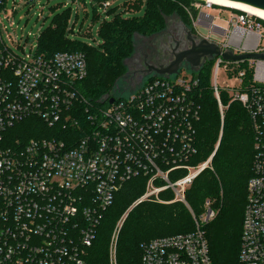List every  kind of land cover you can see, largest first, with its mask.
Here are the masks:
<instances>
[{
    "label": "built area",
    "instance_id": "obj_1",
    "mask_svg": "<svg viewBox=\"0 0 264 264\" xmlns=\"http://www.w3.org/2000/svg\"><path fill=\"white\" fill-rule=\"evenodd\" d=\"M6 1L0 0V15ZM111 5L102 2L101 13ZM205 9L195 7L193 16L184 7L197 38L221 53L264 51L263 28L253 17L232 10L224 16L221 9L211 14L210 4ZM204 59L213 61L210 90L222 120L227 108L222 93L250 114L254 158L236 264H264V61ZM220 68L229 81L222 89ZM86 76L83 53L47 56L38 53L36 44L34 53L20 58L5 47L0 31V264H86L104 214L125 183L146 179L136 203L158 201L169 191L174 197L167 203L186 205L194 179L211 169L213 155L191 163L200 111L195 76L151 77L125 96L111 94L97 103L80 93ZM30 119L41 123L43 130L37 131L43 137L18 136L19 126ZM203 207L200 216L190 210L193 231L142 243L140 264H212L204 226L214 212L210 200ZM115 253L114 242L110 264H116Z\"/></svg>",
    "mask_w": 264,
    "mask_h": 264
},
{
    "label": "trees",
    "instance_id": "obj_2",
    "mask_svg": "<svg viewBox=\"0 0 264 264\" xmlns=\"http://www.w3.org/2000/svg\"><path fill=\"white\" fill-rule=\"evenodd\" d=\"M106 1L112 3L114 0H92L90 4L96 3L99 6ZM192 3L193 0H145L142 3L144 14L131 18L122 17L117 7L111 6L104 15H114L112 21H103L98 28L102 43L100 50L66 37L67 9L62 15L56 14L51 25L39 36L37 51L47 56L57 52L83 53L87 62V76L78 88L88 102L97 103L111 95L117 82L127 74L126 62L134 53V39L159 34L166 27L167 20L173 16L190 28L192 23L184 7L189 8L195 16L197 11L192 8ZM123 7V11H126V6ZM130 7L136 10L139 5L135 3ZM96 14L98 18L99 14ZM95 20L92 22L95 23ZM256 21L264 26V22ZM212 65L213 61L207 60L195 72L198 80L196 99L200 111L196 123L197 155L191 161L192 164H198L213 155L211 169L202 171L194 179L185 193V201L194 216H198L206 200H214L212 206L215 209L217 203L221 205L216 220L204 226L210 259L212 264H236L247 197L246 187L252 176L254 133L250 114L240 103L232 102L225 93L220 94L222 104L227 107L223 112L221 129L217 103L210 90ZM249 77L248 73L245 82L249 81ZM30 120L19 126L21 131L18 136L24 140L43 137V133L37 131L39 122L29 123ZM220 129L222 135L219 140ZM145 183L144 177L133 178L115 195L88 249L86 264H109L108 240L111 230L128 212L117 239V264H140L142 243L194 230L192 215L182 203L158 205L153 201H143L134 205L144 194Z\"/></svg>",
    "mask_w": 264,
    "mask_h": 264
},
{
    "label": "rangeland",
    "instance_id": "obj_3",
    "mask_svg": "<svg viewBox=\"0 0 264 264\" xmlns=\"http://www.w3.org/2000/svg\"><path fill=\"white\" fill-rule=\"evenodd\" d=\"M28 1L29 0H7L4 7V12L0 15V31L5 47L14 55L20 58H25V55H28L31 52L33 53L35 52L36 44L38 42L37 39L38 36H40L42 32L51 25L54 16L56 14L62 15L64 11L67 9L69 12H67L68 16L66 18V24H67L66 37L71 41H79L97 50H100L102 44L101 37L98 33V28L100 26V23H102L103 21L110 22L112 21L114 16V15L107 16L102 14L101 13L102 9L96 3L90 4V0H84V2H80L78 4H70V5L66 4L68 0H32V2L27 5ZM144 1L145 0H114L112 2V7H117L118 11H120V15L124 18L139 17L144 14V9H143L144 6L142 4L144 3ZM135 3H138L139 5V8L136 10L130 7ZM206 5H207V1L205 0H193V3L191 4L193 9L197 7L201 12L206 11L205 9ZM123 6H126V11L125 10L123 11L124 9ZM212 7L213 10L210 11L211 14H216L218 10L221 9L222 15L225 16L227 14L226 10H231L215 5H212ZM94 8H96L97 11ZM232 11L240 12L237 10H232ZM96 12L99 14L98 18L96 17L97 15ZM240 13L245 14L243 12ZM93 19H97L95 20V23L92 22ZM253 19H255V21L257 19L258 21L264 22L263 20H260L256 17H253ZM177 25L180 26L182 25V27L187 31L189 32L191 31L192 33L194 32L192 26L190 28L187 27L185 24L181 23V21L177 17L173 16L167 20L166 27L158 35H155L154 39H151L150 41L153 42L154 45L153 48H155L156 51L159 52L160 46H162L165 43V41L161 42V36L164 34V32L166 30H169L171 26L175 27ZM261 27L263 28V32H262L263 34H262L260 48H264V26L261 25ZM134 42H135L134 53L129 58V60L132 57H134L135 53H139L141 48L143 47L146 48L148 44V38L136 37L134 39ZM207 60L210 59H202L200 61V65L198 66V68H192L188 63L185 62L184 64L186 65H183V67L180 68V71L178 72L179 76L186 78L195 76V73H193V71H197L201 66V64ZM126 67H127V74L117 82L116 86L114 87V90L112 91V95H115L116 97H122L127 95L136 88H139L141 85H143L144 82H146L149 79V78L145 79L143 77L142 78L135 77V75L132 74L134 70V66L128 65L127 62H126ZM217 84L220 89L224 88L227 84H229V81L227 80L226 75L222 68H220L218 72ZM219 118L222 129V118L221 116ZM36 121L37 119H31L29 123L31 122L34 123ZM24 123L27 124L28 122H24ZM40 124H41L40 122L39 124H37V128L43 130ZM221 129H220L219 140L222 135ZM218 143L215 148H217ZM205 170L210 171V169H205ZM172 196L174 197L173 193L169 191H165L159 194L158 201L155 202L153 201V202L158 205H168L171 204L167 202L172 201L173 199ZM148 201H150L148 203H151L152 200L149 199ZM210 202H211V209L214 212L213 219L211 220V222H213L216 220V217L219 211L222 209V207L220 204L217 203L215 205L216 206L215 209L212 206L214 200L213 201L211 200ZM136 204L138 203H134V205ZM184 206L186 207L190 215H192V213L190 212L191 209L188 206V204ZM128 213H125L123 217L116 223V225L111 230L110 237L108 240L109 264H110V255H111V245L112 243L115 242V251H116L118 235L121 226L124 222V219ZM204 214H205V208L201 207L198 216Z\"/></svg>",
    "mask_w": 264,
    "mask_h": 264
},
{
    "label": "flooded vegetation",
    "instance_id": "obj_4",
    "mask_svg": "<svg viewBox=\"0 0 264 264\" xmlns=\"http://www.w3.org/2000/svg\"><path fill=\"white\" fill-rule=\"evenodd\" d=\"M154 37L155 36L148 38L146 48H141L139 53H135L134 57L128 60V65L134 66L132 74L135 75V77H143L145 79L153 77L154 70L165 68L174 61L176 56L189 49L193 43H199L202 40L180 25L175 27L171 26L170 29L166 30L161 36V42L165 41V43L160 46L158 52L153 48V42H150ZM190 59H193V57H190ZM184 63L185 62H182L180 64V68L186 65Z\"/></svg>",
    "mask_w": 264,
    "mask_h": 264
},
{
    "label": "water",
    "instance_id": "obj_5",
    "mask_svg": "<svg viewBox=\"0 0 264 264\" xmlns=\"http://www.w3.org/2000/svg\"><path fill=\"white\" fill-rule=\"evenodd\" d=\"M233 2L242 3L249 5L260 10H264V0H229ZM32 0L27 2L30 4ZM182 27V25H181ZM213 56H221L225 61H240V60H263L264 61V51L259 53H245L241 55H233L231 52L221 53L220 49L213 43L202 39L199 43H193L189 49L180 53L176 56L174 61H172L168 66L161 70H154L153 77L156 76H171L176 75L179 72L180 64L182 62L188 63L192 68H198L201 59L210 58ZM193 57V59H190ZM113 99H109V103H112Z\"/></svg>",
    "mask_w": 264,
    "mask_h": 264
},
{
    "label": "bare ground",
    "instance_id": "obj_6",
    "mask_svg": "<svg viewBox=\"0 0 264 264\" xmlns=\"http://www.w3.org/2000/svg\"><path fill=\"white\" fill-rule=\"evenodd\" d=\"M207 4L228 8L232 10H237L243 12L251 17H256L260 20L264 21V10H260L258 8L251 7L249 5H245L238 2H233L229 0H205Z\"/></svg>",
    "mask_w": 264,
    "mask_h": 264
},
{
    "label": "crops",
    "instance_id": "obj_7",
    "mask_svg": "<svg viewBox=\"0 0 264 264\" xmlns=\"http://www.w3.org/2000/svg\"><path fill=\"white\" fill-rule=\"evenodd\" d=\"M68 5H70V4H68ZM112 6V5H111ZM118 11V10H117Z\"/></svg>",
    "mask_w": 264,
    "mask_h": 264
}]
</instances>
